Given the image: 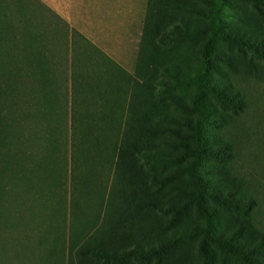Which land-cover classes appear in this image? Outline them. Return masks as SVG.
<instances>
[{"label":"rangeland","instance_id":"rangeland-1","mask_svg":"<svg viewBox=\"0 0 264 264\" xmlns=\"http://www.w3.org/2000/svg\"><path fill=\"white\" fill-rule=\"evenodd\" d=\"M147 26L153 77L138 74L126 124L75 141L24 123L0 57V264H249L218 239L264 264V2L154 0ZM204 111L200 160L187 123Z\"/></svg>","mask_w":264,"mask_h":264},{"label":"crops","instance_id":"crops-1","mask_svg":"<svg viewBox=\"0 0 264 264\" xmlns=\"http://www.w3.org/2000/svg\"><path fill=\"white\" fill-rule=\"evenodd\" d=\"M148 10L149 0H0V57L24 123L63 140L74 123L125 125L138 74L153 77L152 54L139 67Z\"/></svg>","mask_w":264,"mask_h":264},{"label":"trees","instance_id":"trees-1","mask_svg":"<svg viewBox=\"0 0 264 264\" xmlns=\"http://www.w3.org/2000/svg\"><path fill=\"white\" fill-rule=\"evenodd\" d=\"M254 1L264 2V0H254ZM153 6H154V0H149V10H148L147 17H146V27H148L147 26V19L149 18V14H150V11L153 8ZM187 33H191V32L188 31ZM181 35L182 34H179L178 36H181ZM226 37H228L226 39H228L229 41L232 40L230 38V36H226ZM168 74L172 75L169 72H168ZM174 76H175V74H174ZM177 81L180 84H182V83L191 82L193 80H191V78L188 77L185 80H183V79L181 80L180 78H177ZM177 81H175L176 84H177ZM132 104H133V106H135L134 102ZM194 107H195L196 110H199V109H201V107H203V104L195 101L194 102ZM126 121H127V119H126ZM206 122H207V116H206V111H204L203 114L201 115V117L196 122L190 121V122L187 123V127L189 128V131H190V135H191L193 141L195 142V147L191 148L189 146H186V148H185L186 154L189 155L191 153L192 155L198 157L200 160L205 159L208 155H211L208 152L209 148H208L207 142H206V140H205V138H204V136L202 134V130H203V127L206 124ZM81 126L83 127L85 125H77L75 123L72 124V126H71L72 127V141H75V139L76 140L79 139V136L77 134H78V129ZM110 127L115 129L114 126H110ZM88 129L90 130V128H88ZM94 137H97V136H94ZM124 138H126V137H124ZM119 152H120V150H119ZM126 153H127V149L122 153V155H125ZM135 153H137L139 156H146V155L149 154L148 152H142L141 149L138 147V144L131 143L129 148H128V154L132 156ZM187 169L188 170L191 169V171H194L195 168L193 166L192 168L188 167ZM216 242L219 244L220 247H222L223 249L228 250L231 253L241 257L242 259H244L247 262H249V264H255L254 263L255 260H253L251 258V254L252 253H251L250 250L244 249V248L239 247V246H236L232 242H228V241H225V240H222V239H218ZM173 243H174V240H170L168 242H165V243L161 244L156 251L152 252V254L154 256H156V257H161L173 245ZM263 247H264V245H263ZM204 264H209V262H205Z\"/></svg>","mask_w":264,"mask_h":264}]
</instances>
